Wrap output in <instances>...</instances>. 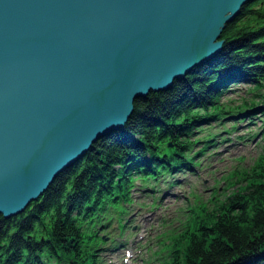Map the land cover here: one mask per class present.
<instances>
[{
    "label": "water",
    "instance_id": "95a60500",
    "mask_svg": "<svg viewBox=\"0 0 264 264\" xmlns=\"http://www.w3.org/2000/svg\"><path fill=\"white\" fill-rule=\"evenodd\" d=\"M252 0H0V216L21 214L132 103L220 53Z\"/></svg>",
    "mask_w": 264,
    "mask_h": 264
},
{
    "label": "trees",
    "instance_id": "16d2710c",
    "mask_svg": "<svg viewBox=\"0 0 264 264\" xmlns=\"http://www.w3.org/2000/svg\"><path fill=\"white\" fill-rule=\"evenodd\" d=\"M220 40L219 54L168 91L134 100L122 131L97 140L21 214L0 216V264H99L97 254L114 242L105 243L102 234L112 219L121 228L126 215L131 174L145 183L193 167L191 147L199 141L181 137L200 122L258 111L264 135V0L244 5ZM236 82H247L251 94L258 92V104L223 111L219 97ZM213 138L201 141L194 156L215 145ZM241 182L204 218L194 216L180 250L172 251L171 264L178 255V264H264V158Z\"/></svg>",
    "mask_w": 264,
    "mask_h": 264
},
{
    "label": "rangeland",
    "instance_id": "374dc122",
    "mask_svg": "<svg viewBox=\"0 0 264 264\" xmlns=\"http://www.w3.org/2000/svg\"><path fill=\"white\" fill-rule=\"evenodd\" d=\"M227 88L217 102L221 110L236 111L258 104V92L251 94L247 82ZM232 115L234 119L226 117L221 122H200L188 137H181L199 141L191 147L194 165L189 170L145 183L130 175L132 189L124 205L126 215H121V228L115 227L112 219L102 234L105 243L114 242L112 248L97 254L99 264H171L172 251L175 247L180 250L194 216L204 218L240 189L243 175L254 173L264 158V135L260 132L263 118L258 111L244 118ZM253 116L250 121L248 117ZM206 137H214L215 145L194 156ZM179 259L178 255L176 264Z\"/></svg>",
    "mask_w": 264,
    "mask_h": 264
},
{
    "label": "bare ground",
    "instance_id": "6f19581e",
    "mask_svg": "<svg viewBox=\"0 0 264 264\" xmlns=\"http://www.w3.org/2000/svg\"><path fill=\"white\" fill-rule=\"evenodd\" d=\"M254 116H255V115H254ZM252 118L254 119V117H252ZM251 120H252V119H251ZM251 120H250V121H251ZM258 120H259V119H258ZM261 130H262V127H261L260 131H261ZM69 167H70V166H69ZM164 195H166V194H164ZM164 199H165V198H164Z\"/></svg>",
    "mask_w": 264,
    "mask_h": 264
}]
</instances>
